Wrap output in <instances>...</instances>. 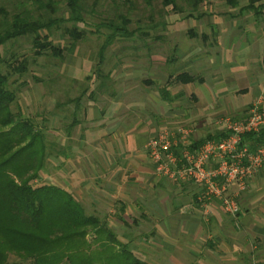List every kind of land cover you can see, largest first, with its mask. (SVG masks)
<instances>
[{
  "label": "crops",
  "instance_id": "obj_1",
  "mask_svg": "<svg viewBox=\"0 0 264 264\" xmlns=\"http://www.w3.org/2000/svg\"><path fill=\"white\" fill-rule=\"evenodd\" d=\"M206 1L213 6L203 11L210 20L203 23L200 18L196 25L185 27L192 39L180 41L175 55L166 60L169 70L159 88L155 78L139 86L114 87L110 85L114 76L99 73L104 80L99 87H86L66 98L65 115L57 112L51 117L57 125L51 131V146L56 147L50 157L60 160L50 171L60 177L53 184L84 208L87 201L108 209L103 215L109 224L124 223L132 229L133 224L145 225L142 233L152 241L172 246L169 256L196 245L217 254L216 248H231L233 254L235 244L228 226L232 220L218 201L211 203L210 215L203 220L197 185L156 175L145 149L148 139L162 129L190 121L192 141H198L223 131L215 122L222 114L237 113L238 117L241 111L246 117L256 98L264 103V0L248 4L224 0L230 7L223 21L213 10L220 3ZM173 64L178 68L171 69ZM183 72L194 80L175 81ZM59 121L64 124L58 125ZM263 176L264 169L258 170L238 198V222L245 236L242 255L251 264H264V199L260 198L264 183L258 182ZM253 254L262 258L253 261Z\"/></svg>",
  "mask_w": 264,
  "mask_h": 264
},
{
  "label": "rangeland",
  "instance_id": "obj_2",
  "mask_svg": "<svg viewBox=\"0 0 264 264\" xmlns=\"http://www.w3.org/2000/svg\"><path fill=\"white\" fill-rule=\"evenodd\" d=\"M48 1L52 3L50 7L46 6ZM189 1L175 0L174 5L168 6L161 0H152L150 4L136 1L128 6L123 0H78L81 6V20L74 21L69 19L71 12L67 0H0V23L10 22L15 15L41 22L55 20L49 30H44L41 34H46L52 44L60 49L58 55H34L32 37L27 35L0 46L1 56L12 54L19 59L24 56L28 60L27 71L13 84L16 87V98L11 110L31 120L36 128L42 130L46 161L45 167L39 172L40 182L53 183L60 180V177L50 175L51 168L60 163V160L50 157V151L56 147L53 144L51 146V131L55 130L57 125L52 121V114L58 112L65 115L66 98L77 95L83 88L99 87L100 82H104L103 78H99V73H110L114 76L115 85L110 82L114 87L128 88L134 84L139 86L143 80L155 78L156 82L158 81L156 87L159 88L169 70V61L166 60L175 55L176 46L180 41L192 39L184 30L185 27L190 23L196 25L200 18L203 23L210 20L207 13L203 12L212 9L210 3L206 0H195L196 4L192 8L193 0ZM217 1L220 4L213 10L219 13V20L223 21L224 11L229 10L230 6L225 4L224 0ZM240 3L248 4L250 0H240ZM189 14L190 18L187 17ZM114 26L125 29L126 35L111 34ZM72 29L82 32L81 38L73 39L68 33ZM110 35L112 38H109ZM105 41L109 43L103 47ZM151 56L157 58L151 60ZM177 66L173 64L170 68L175 69ZM133 74H137L136 79H133ZM86 75L91 76L86 79ZM119 77L121 80L118 81ZM258 101L261 103L263 100L256 98L249 108ZM260 105L264 106V103ZM238 113V117H235L237 113L222 114L223 116L218 117L215 122L223 117L243 119V113ZM57 123L60 126L64 124L60 121ZM183 126L191 129L193 134L194 127L190 121L183 122ZM217 126L219 130L222 128L219 122ZM263 177L258 182L264 183ZM260 198L264 199V192L260 194ZM84 206L86 214L106 221V215L103 213L108 209L99 208L87 201ZM114 210L117 212L115 208ZM238 216L239 212L236 217H230L232 223H228L235 244L232 247L235 249L233 254L230 252L231 248L223 247L224 251L222 248L221 251L216 248L219 253L217 254L206 246L196 245L184 247L182 253L169 256L167 252L173 250L172 246L168 247V242L157 239L152 241L153 239L142 233L145 225L133 224L132 229L124 223L107 224L136 258L149 264H251L242 255L245 236ZM201 236L202 241H205L206 234L202 233ZM92 247L96 248L95 245ZM251 257L254 258L253 261L262 258L254 254Z\"/></svg>",
  "mask_w": 264,
  "mask_h": 264
},
{
  "label": "trees",
  "instance_id": "obj_3",
  "mask_svg": "<svg viewBox=\"0 0 264 264\" xmlns=\"http://www.w3.org/2000/svg\"><path fill=\"white\" fill-rule=\"evenodd\" d=\"M77 1L67 0L70 20H81ZM136 1L150 4L152 0H123V3L131 6ZM161 2L167 6L175 4V0ZM50 5L48 1L46 6ZM54 21L41 22L15 15L10 22L0 23V46L27 35L32 37L34 55H58L60 49L46 34H41ZM68 33L75 40L82 36L75 29ZM111 34L125 36L126 31L114 26ZM27 66L24 56L19 59L12 54L0 55V264H149L136 258L106 221L86 214L69 192L39 181V172L46 161L42 130L11 110L16 98L13 84L27 71ZM174 80L185 83L194 78L183 72ZM224 135L223 131L207 135L192 142V146ZM263 137V131L246 133L242 140L254 149L263 143Z\"/></svg>",
  "mask_w": 264,
  "mask_h": 264
},
{
  "label": "built area",
  "instance_id": "obj_4",
  "mask_svg": "<svg viewBox=\"0 0 264 264\" xmlns=\"http://www.w3.org/2000/svg\"><path fill=\"white\" fill-rule=\"evenodd\" d=\"M260 104L252 105L241 120L221 118L218 122L225 135L219 139L192 146V130L177 126L158 131L145 145L156 175L197 185L198 206L205 221L214 201L224 213L236 217L238 198L247 181L264 169V137L254 149L242 140L246 133L264 132V106Z\"/></svg>",
  "mask_w": 264,
  "mask_h": 264
}]
</instances>
